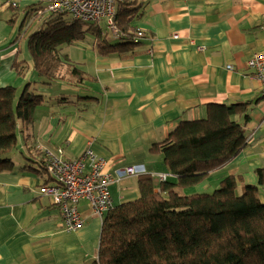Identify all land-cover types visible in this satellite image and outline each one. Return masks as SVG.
Here are the masks:
<instances>
[{
    "label": "crops",
    "instance_id": "1",
    "mask_svg": "<svg viewBox=\"0 0 264 264\" xmlns=\"http://www.w3.org/2000/svg\"><path fill=\"white\" fill-rule=\"evenodd\" d=\"M46 1L21 0L13 7L10 0H0V86L21 89L27 81H39L27 35L33 9L45 8ZM142 1L137 23L146 38L134 56L99 54L89 36L63 53L93 79L40 87L46 99L35 111V121L19 132L14 168L0 172V264H95L98 257L103 218L89 202L78 203L84 226L68 231L60 208L40 193L42 185L54 182L48 171L32 167L44 161V148L61 147L66 157L76 158L90 146L105 158L115 206L138 196L141 175L157 178L167 172L163 154H153L151 147L182 119L204 117L210 102H250L247 145L183 192L210 191L228 175L242 178L240 193L245 184H258L256 172L264 167V90L248 61L264 51V0ZM15 12L18 18L11 24ZM44 18L36 30L45 25ZM27 23L24 42L16 40L18 27ZM16 58L29 64L24 76L13 69ZM80 93L99 98L82 105L58 99L66 95L74 100ZM128 166L136 173L127 174ZM259 196L264 202L263 186Z\"/></svg>",
    "mask_w": 264,
    "mask_h": 264
},
{
    "label": "trees",
    "instance_id": "2",
    "mask_svg": "<svg viewBox=\"0 0 264 264\" xmlns=\"http://www.w3.org/2000/svg\"><path fill=\"white\" fill-rule=\"evenodd\" d=\"M143 6L142 0H119L114 16L116 33L102 22L45 13L44 7L33 9V18L45 17V25L28 35V50L39 81H27L21 89L12 84L0 86V172L14 168L19 132L35 121V111L46 99L40 87L58 80L76 85L93 79L63 53L64 46L90 36L99 54L134 56L146 38L135 39ZM18 14L9 20L11 24ZM13 69L24 76L29 64L16 58ZM95 98L99 97L87 93L74 100L58 97L63 104L72 105ZM250 104L210 102L204 117L182 119L168 137L152 145L153 154H163L167 177L161 180L143 174L138 196L112 204L103 217L95 264H264V202L259 196L264 167L256 172L258 184H245L241 193L239 175L223 177L211 192H183L247 145ZM29 159L36 162L35 157ZM37 163L32 165L35 170L47 171L45 161Z\"/></svg>",
    "mask_w": 264,
    "mask_h": 264
},
{
    "label": "built area",
    "instance_id": "3",
    "mask_svg": "<svg viewBox=\"0 0 264 264\" xmlns=\"http://www.w3.org/2000/svg\"><path fill=\"white\" fill-rule=\"evenodd\" d=\"M21 0H10V5L18 7ZM119 0H47L45 13H62L85 22L105 21L107 27L117 32L114 22ZM146 32L138 27L135 39L145 37ZM201 50L203 46L199 47ZM252 77L259 80L264 90V51L256 52L248 61ZM248 140L250 138L248 137ZM45 166L54 180L52 184L42 185L40 193L48 195L60 208L68 231L84 226L85 218L79 210L78 203L86 199L94 213L100 217L112 207L110 186L113 181L106 171L107 161L99 156L90 146L79 157L68 158L61 147L44 148ZM127 174L136 173L134 166L125 168ZM164 180L166 173H159Z\"/></svg>",
    "mask_w": 264,
    "mask_h": 264
},
{
    "label": "rangeland",
    "instance_id": "4",
    "mask_svg": "<svg viewBox=\"0 0 264 264\" xmlns=\"http://www.w3.org/2000/svg\"><path fill=\"white\" fill-rule=\"evenodd\" d=\"M40 18L41 17H38V18H31L30 19V21H29V23L31 22V28H30V32L32 33V32H34L35 30H36V28L39 26V22H38V20H40ZM102 23H104L103 25L105 26L106 24H105V21L104 20H102ZM28 23L25 25V26H23V25H21V26H19L18 28H20V32L18 33L17 32V34L15 35V37L14 38H18L19 36H20V38H19V40L21 41H23L24 42V39H25V37L23 36V34H25L26 32H27V29H28ZM28 36V35H27ZM71 45V44H70ZM70 49V47H69V45H66V46H64V49ZM220 186V185H219ZM218 187V186H217ZM217 187H211V190H210V192L211 191H213L214 189H216Z\"/></svg>",
    "mask_w": 264,
    "mask_h": 264
}]
</instances>
